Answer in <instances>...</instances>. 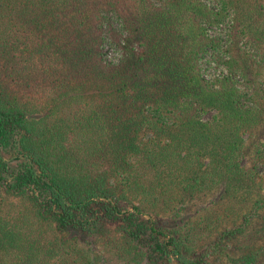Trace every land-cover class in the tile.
Returning a JSON list of instances; mask_svg holds the SVG:
<instances>
[{
	"label": "trees",
	"instance_id": "1",
	"mask_svg": "<svg viewBox=\"0 0 264 264\" xmlns=\"http://www.w3.org/2000/svg\"><path fill=\"white\" fill-rule=\"evenodd\" d=\"M263 121L260 0H0V264H264Z\"/></svg>",
	"mask_w": 264,
	"mask_h": 264
},
{
	"label": "rangeland",
	"instance_id": "2",
	"mask_svg": "<svg viewBox=\"0 0 264 264\" xmlns=\"http://www.w3.org/2000/svg\"><path fill=\"white\" fill-rule=\"evenodd\" d=\"M260 2L264 5V0H260ZM218 29L216 28H211L210 30V33H214L216 32ZM116 53H111L110 55L111 56H114ZM109 55V54H108ZM203 118H208V115H204ZM258 141V143L261 145L262 149L264 150V121L258 125L255 130L249 135H245V142H246V145H250L251 141ZM250 152L249 149L246 148V154L244 156V160H248V153ZM258 173L261 177L264 178V165H260L258 167ZM202 205V202L200 201H197L195 202L193 205H190L184 212L183 214H186V216H191L194 211L200 206ZM251 241H254V244H264V240L260 238V240H254L252 238ZM245 242V238H238L237 241H234L232 243V250L234 253H238L239 249H240V246L243 245ZM253 243V242H252ZM255 244V245H256Z\"/></svg>",
	"mask_w": 264,
	"mask_h": 264
}]
</instances>
